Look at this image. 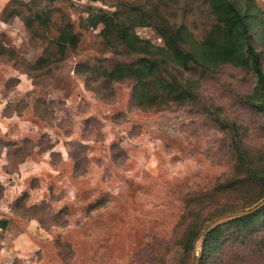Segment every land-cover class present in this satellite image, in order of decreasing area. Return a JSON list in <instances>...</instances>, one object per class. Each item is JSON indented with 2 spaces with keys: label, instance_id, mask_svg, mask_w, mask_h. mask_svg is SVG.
I'll return each instance as SVG.
<instances>
[{
  "label": "rangeland",
  "instance_id": "rangeland-1",
  "mask_svg": "<svg viewBox=\"0 0 264 264\" xmlns=\"http://www.w3.org/2000/svg\"><path fill=\"white\" fill-rule=\"evenodd\" d=\"M36 1L52 12L49 27L35 20L32 32L11 16V0H0V46L17 52L0 56V264H199L206 226L245 211L206 223L195 258L183 251L188 218L215 215L190 213L188 200L233 172L231 134L219 121L237 124L264 155V119L246 102L256 76L225 66L201 82L194 102L136 105L132 81L91 87L76 72L114 57L101 26L86 19L114 10L115 0ZM255 3L264 12V0ZM201 10L180 0L171 13L200 40ZM67 22L80 42L61 59L54 40ZM137 32L162 44L151 28Z\"/></svg>",
  "mask_w": 264,
  "mask_h": 264
},
{
  "label": "trees",
  "instance_id": "trees-1",
  "mask_svg": "<svg viewBox=\"0 0 264 264\" xmlns=\"http://www.w3.org/2000/svg\"><path fill=\"white\" fill-rule=\"evenodd\" d=\"M194 2L205 12L204 23L197 27L202 33L200 40L187 25L174 20L172 7L180 0H115L114 10L91 13L87 23L94 28L101 26L103 42L114 57L79 64L76 72L91 87L101 79L132 81L133 102L143 105L160 98L194 102L204 79L222 67L233 66L256 76L257 87L246 102L264 119V12L255 0ZM11 5V16L22 18L32 32L35 20L45 29L49 27L52 11L36 0H11ZM138 28H151L162 44L142 38ZM79 42L74 26L67 22L54 45L64 59ZM6 55L17 58L15 50L0 46V56ZM219 126L231 134L233 172L229 178L219 180L211 192L188 200L190 213L197 208L199 212L207 209L209 215V210L215 213L204 219L188 218L180 244L192 258L197 253L195 241L199 233L213 217L235 209L249 211L264 201V155L246 146L237 124L220 120ZM3 193L0 183V200ZM232 196L234 205L230 203ZM3 224L5 227L6 222ZM201 241L199 264H264V206L248 215L213 224Z\"/></svg>",
  "mask_w": 264,
  "mask_h": 264
},
{
  "label": "water",
  "instance_id": "water-1",
  "mask_svg": "<svg viewBox=\"0 0 264 264\" xmlns=\"http://www.w3.org/2000/svg\"><path fill=\"white\" fill-rule=\"evenodd\" d=\"M262 206H264V201H263L260 205H258L257 207H255V208L252 209V210H249V211H241V212H235V213H231V214H228V215H223V216H221V217H218V218L214 219L211 223H209V224L206 226V228L204 229L203 233H204L206 230H208L209 227H210L212 224H214V223H216V222H218V221H221V220H224V219H227V218H232V217H237V216L248 215V214H250V213L256 211L257 209L261 208ZM203 233H201V235H202Z\"/></svg>",
  "mask_w": 264,
  "mask_h": 264
}]
</instances>
